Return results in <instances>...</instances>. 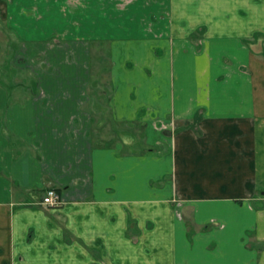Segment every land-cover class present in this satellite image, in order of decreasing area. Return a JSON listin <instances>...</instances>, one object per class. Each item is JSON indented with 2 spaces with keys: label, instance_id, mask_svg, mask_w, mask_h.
I'll list each match as a JSON object with an SVG mask.
<instances>
[{
  "label": "crops",
  "instance_id": "0c3cea01",
  "mask_svg": "<svg viewBox=\"0 0 264 264\" xmlns=\"http://www.w3.org/2000/svg\"><path fill=\"white\" fill-rule=\"evenodd\" d=\"M24 1L47 43L24 92L0 72V264H264V0Z\"/></svg>",
  "mask_w": 264,
  "mask_h": 264
},
{
  "label": "rangeland",
  "instance_id": "374dc122",
  "mask_svg": "<svg viewBox=\"0 0 264 264\" xmlns=\"http://www.w3.org/2000/svg\"><path fill=\"white\" fill-rule=\"evenodd\" d=\"M70 5H72V7L76 6L73 2L70 3ZM39 7L41 8V3H29L24 0H0V49L2 47V50H0V72L2 73V76L5 73L9 74V70L12 71L13 70L12 67H14L15 71L12 80L19 81L20 83L19 87L22 88L21 89L22 92H24L25 90L21 85H26L28 88L30 86L29 77H32L34 75L33 73L30 74V71L34 73L39 72L40 66L43 67L42 57L40 56L35 57L33 55L34 60L39 61V63H32V62L27 63V61L24 58V54L17 52V49L20 46L21 47L23 46V48L32 51V54L37 53L42 48L40 47L38 51H34L29 48L30 44L33 41L34 42L35 41L40 42V40L42 42L44 41V39L39 38L40 35L39 34L37 35V31H41L39 25V22L41 21V17L46 18L47 15L41 14V9ZM24 23L27 24L30 23V27L28 28L24 27L23 25ZM35 25H37L36 28L35 27L31 28V26H35ZM58 38L54 39L56 41L55 42L52 41L51 43H61L63 45V43L67 41V39L62 40L61 38L60 39ZM257 38H260V36ZM43 43L44 44L47 43V40ZM104 46L107 45H105L104 43H99L98 47H96L97 48L96 50L100 55V57H98L100 60H104L105 57L107 56V49ZM46 47L47 46H45V48ZM51 47L53 46H50L49 48ZM46 51H45V55H46ZM37 64H39L37 68L39 69V71H36ZM99 69L100 68L98 67L97 70ZM8 78H10V76H8ZM8 78L6 80H8ZM106 78L109 79L107 74H106ZM106 78L104 79L107 81ZM3 86L4 87L7 86L8 89L10 88V85H7V83L6 84L3 83ZM118 133L119 132L111 133L110 131L109 134L110 137L112 138H116L117 136H119L120 138L122 137L125 140H127V142L129 143L132 142L136 143L138 141L137 140L138 136L140 137L141 135V132H136V131H120V133L119 134Z\"/></svg>",
  "mask_w": 264,
  "mask_h": 264
},
{
  "label": "built area",
  "instance_id": "2783aa9c",
  "mask_svg": "<svg viewBox=\"0 0 264 264\" xmlns=\"http://www.w3.org/2000/svg\"><path fill=\"white\" fill-rule=\"evenodd\" d=\"M62 196L54 187L48 188L43 199L42 204L49 207H56L62 204Z\"/></svg>",
  "mask_w": 264,
  "mask_h": 264
}]
</instances>
